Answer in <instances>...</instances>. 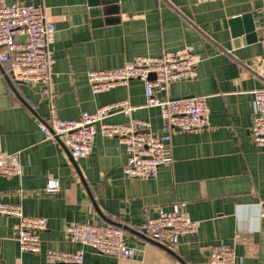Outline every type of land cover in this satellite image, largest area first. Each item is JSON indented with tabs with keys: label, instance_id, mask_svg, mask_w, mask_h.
I'll return each instance as SVG.
<instances>
[{
	"label": "crops",
	"instance_id": "0c3cea01",
	"mask_svg": "<svg viewBox=\"0 0 264 264\" xmlns=\"http://www.w3.org/2000/svg\"><path fill=\"white\" fill-rule=\"evenodd\" d=\"M109 1V11L95 17L88 0H7L43 5L55 28L50 47L55 64L43 85L13 81L0 62V152L16 156L21 166L17 176L0 175V203L18 205L25 216L46 220L39 252H20L17 220L0 214V264H47L48 251L78 250L83 264H206L210 248L217 245L233 248L235 264H264V148L255 146L249 134L253 91L264 87V79L255 74L264 61L263 1ZM243 16H249L251 31L244 20L233 28L231 20ZM184 50L199 59L193 78L156 96H205V128L168 129L157 108L144 107V87L138 80L102 93L90 90L86 74L91 70ZM121 101L135 108L130 118L114 110L106 122L144 120L153 133L170 135L173 163L153 177L126 178L125 150L115 139L98 134L92 153L73 159L62 142L45 139L37 124L48 123L50 108L68 120ZM49 180L58 183L55 196L44 194ZM175 204L201 225L196 237L182 236L170 247L150 239L144 224L159 208ZM88 220L125 227L135 255L105 256L71 242L67 226Z\"/></svg>",
	"mask_w": 264,
	"mask_h": 264
},
{
	"label": "built area",
	"instance_id": "2783aa9c",
	"mask_svg": "<svg viewBox=\"0 0 264 264\" xmlns=\"http://www.w3.org/2000/svg\"><path fill=\"white\" fill-rule=\"evenodd\" d=\"M54 33L55 28L47 20L43 5L0 0V62L7 66L13 81L48 84L51 67L55 64L50 49ZM20 37H24L22 42L18 41ZM260 45L264 57V35ZM198 63L199 59L190 50H184L161 58L137 57L119 68L91 70L86 77L94 94L115 86H125L133 80L142 82L144 107L157 108L168 129L191 131L208 125L207 98L194 96L160 100L156 94L166 92L173 83L192 79ZM255 74L264 79V61L258 65ZM114 110L130 118L135 108L121 101L102 106L92 113L82 112L79 118L68 120L60 119L50 108L48 123L37 124L45 139L62 142L73 159L89 156L98 134L117 140L125 150L122 173L126 178L153 177L159 168L169 167L173 163L169 133H153L149 123L144 120L130 119L125 125L106 122ZM249 134L255 146L264 148V87L253 91V119ZM19 174L21 166L18 158L0 152V175L13 177ZM59 191L58 183L49 180L44 194L55 196ZM0 214L17 220L15 231L20 252H39V233L46 226L44 218L25 216L20 206L4 203H0ZM260 218L264 220L262 204ZM200 225L199 221L191 220L175 204L168 210L159 208L156 217L145 221L144 231L155 242L175 247L182 236L196 237ZM66 232L71 242L87 246L98 254L120 259L135 255V249L128 245L126 233L120 227L100 225L88 220L67 226ZM45 259L47 264H83V252L48 251ZM206 264H235L233 248L226 245L213 246Z\"/></svg>",
	"mask_w": 264,
	"mask_h": 264
},
{
	"label": "water",
	"instance_id": "95a60500",
	"mask_svg": "<svg viewBox=\"0 0 264 264\" xmlns=\"http://www.w3.org/2000/svg\"><path fill=\"white\" fill-rule=\"evenodd\" d=\"M88 4H89V6L92 7L91 14L93 16H95V17H100L103 13L108 12L109 9H110L109 7H107L110 4V1L109 0H88ZM248 18H249V16H243V17H239V18H233L231 20V24H232L233 28H235L236 25L240 22V20H244V21H246L248 23L246 29L248 31H251L252 30V25L249 22V19ZM233 31H234L233 32V36H234L236 34V30L234 29ZM253 36L254 35H252V37ZM22 38L24 40V37H22ZM115 226L120 227L123 230L125 229V227H122L120 225H115ZM162 247L165 248V249H167L166 246H162Z\"/></svg>",
	"mask_w": 264,
	"mask_h": 264
}]
</instances>
